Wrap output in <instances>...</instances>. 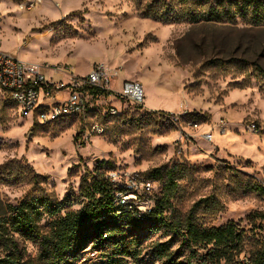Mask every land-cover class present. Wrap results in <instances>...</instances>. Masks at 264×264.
I'll list each match as a JSON object with an SVG mask.
<instances>
[{
    "label": "rangeland",
    "instance_id": "rangeland-1",
    "mask_svg": "<svg viewBox=\"0 0 264 264\" xmlns=\"http://www.w3.org/2000/svg\"><path fill=\"white\" fill-rule=\"evenodd\" d=\"M154 1L0 0L4 51L81 74L94 62L119 67L117 90L123 76L140 80L146 106L156 107L126 105L121 115L106 118L107 133L85 143L76 136L79 119L42 124L0 89V197L16 202L46 194L77 209L83 178L101 171L117 186L137 175L150 180L151 193L135 201L148 209L166 170L174 167L179 188L166 216L184 217L209 197L215 205L197 212L199 224L237 223L246 231L240 256L246 259L264 245V193L254 188L264 187V26L164 23L143 15ZM161 2L179 9L176 0ZM177 102L186 109L171 112ZM127 230L140 240L139 264H162L154 246L166 240L178 262L208 264L190 257L165 225L148 222ZM21 245L28 256L37 255L35 241ZM102 260L88 246L73 264Z\"/></svg>",
    "mask_w": 264,
    "mask_h": 264
},
{
    "label": "trees",
    "instance_id": "trees-1",
    "mask_svg": "<svg viewBox=\"0 0 264 264\" xmlns=\"http://www.w3.org/2000/svg\"><path fill=\"white\" fill-rule=\"evenodd\" d=\"M176 4L178 10L157 0L142 10L143 15L164 23L231 25L243 21L264 26V0H176ZM178 178L176 168L166 170L160 194L150 211L142 215L135 207L114 202L115 187L101 171L83 178V201L77 209L46 194H27L16 202L0 197V264H73L79 251L88 246L104 257L100 264H139L140 240L128 235L127 228L148 222L167 226L186 245L189 256H201L204 263L264 264V245L252 248L249 257L241 259L246 231L237 223L229 221L218 227L199 224L197 212L215 205L209 197L195 202L184 217L168 218L165 212L178 191ZM254 188L264 193L262 185ZM30 240L38 245L35 257L28 256L21 245ZM171 244V240L155 243L162 264H186L177 261L179 256Z\"/></svg>",
    "mask_w": 264,
    "mask_h": 264
},
{
    "label": "built area",
    "instance_id": "built-area-1",
    "mask_svg": "<svg viewBox=\"0 0 264 264\" xmlns=\"http://www.w3.org/2000/svg\"><path fill=\"white\" fill-rule=\"evenodd\" d=\"M120 76L119 67H109L102 62H94L84 74L63 65L28 62L4 51L0 43V89L22 111L34 112L42 124L79 119L80 141L85 143L95 135L107 133L106 118L121 115L126 105L134 110L149 109L145 104L143 83L137 79H122L117 90ZM41 99L52 104L40 103ZM112 183L116 204L135 207L140 215L150 211L152 207L147 209L135 202L143 194L151 193L150 180L137 175L119 186Z\"/></svg>",
    "mask_w": 264,
    "mask_h": 264
},
{
    "label": "crops",
    "instance_id": "crops-1",
    "mask_svg": "<svg viewBox=\"0 0 264 264\" xmlns=\"http://www.w3.org/2000/svg\"><path fill=\"white\" fill-rule=\"evenodd\" d=\"M129 77H125V76H123L122 77V79H128ZM146 83V82H145ZM119 84V81H117V83H116V85H118ZM147 84V83H146ZM148 85V84H147ZM147 88H149V92L148 93H150V91H151V88H150V85H148L147 86ZM147 99H149V100H151V97H150V95H148V98ZM186 103L185 102H177L176 103V106H175V108L174 109H172V110H170L171 112H180V111H184L185 109H186ZM149 109H153V110H156V107H154V106H150V105H148L147 106Z\"/></svg>",
    "mask_w": 264,
    "mask_h": 264
}]
</instances>
